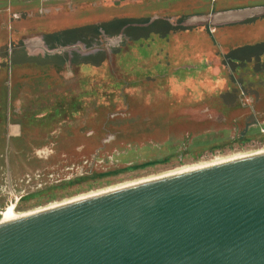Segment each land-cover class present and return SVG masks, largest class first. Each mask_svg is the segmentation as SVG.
<instances>
[{
    "label": "rangeland",
    "instance_id": "374dc122",
    "mask_svg": "<svg viewBox=\"0 0 264 264\" xmlns=\"http://www.w3.org/2000/svg\"><path fill=\"white\" fill-rule=\"evenodd\" d=\"M256 7H264V0H0V33H8L0 48L8 57L0 75V108L6 104L10 124H22L21 139L8 144L13 173L58 165L63 155L72 165L104 146L102 167L96 164L87 183L30 203L38 198L31 197L19 212L264 150V56L226 62L235 50L264 42V13L239 22L213 20ZM120 19L136 25L122 32L119 45L103 37L88 45L82 44L84 36L64 39L73 60L68 79L65 67L56 69V61H43L39 54L30 64L46 63L44 70L38 65L12 70L14 62H26L29 41ZM166 25L176 32L165 35ZM56 106L65 114L51 119ZM1 130L0 155H5L7 126ZM51 144L57 157H36ZM108 173L119 174L97 177Z\"/></svg>",
    "mask_w": 264,
    "mask_h": 264
},
{
    "label": "water",
    "instance_id": "95a60500",
    "mask_svg": "<svg viewBox=\"0 0 264 264\" xmlns=\"http://www.w3.org/2000/svg\"><path fill=\"white\" fill-rule=\"evenodd\" d=\"M0 264H264V155L2 225Z\"/></svg>",
    "mask_w": 264,
    "mask_h": 264
},
{
    "label": "flooded vegetation",
    "instance_id": "af4514ba",
    "mask_svg": "<svg viewBox=\"0 0 264 264\" xmlns=\"http://www.w3.org/2000/svg\"><path fill=\"white\" fill-rule=\"evenodd\" d=\"M117 23H126V25L121 29H116ZM134 25H136V23H134L133 19H120L116 21H111L104 25H99V26H94V27L86 26V27L79 28L76 30H78L79 36L80 35L84 36L82 38L83 39L82 44L84 45H88L86 42H88L89 39H90L89 43H92L94 40L100 37H103L106 40V43L110 45H119L122 42L121 40L122 32L127 31L128 29H131L132 27H134ZM169 27L171 26L169 25ZM72 31H75V30H66V31L61 32L60 34L57 33V34L47 35L42 40L37 39V40L29 41L28 43H25L24 52L26 55V62H24L23 64L20 63L19 60L17 62H14L13 64H11L12 70L14 68V70L19 71L23 67L25 68L30 67V69L33 68L35 63L34 64L32 63V65L30 63L39 54L42 56L40 58L43 61H56L57 65H54L57 67L56 69H62L65 67L64 68L65 71L64 70L63 71L66 74L65 79H68L67 76L69 73L67 69L70 68V65H71L70 63H72L73 60L72 59L70 60L66 54L67 52L70 51L69 49H67L68 48L67 46L71 45V43H65L64 35ZM106 31H108L109 33H107ZM172 32H176V31L173 30L170 33ZM157 33L159 34V32ZM7 34L8 33H5L2 29V32L0 33V41H1L0 48H4L6 44ZM9 34H10V30H9ZM147 34H149V32ZM119 35L120 37L115 38L113 40L108 39V37L112 38V37H116ZM50 39H52L53 42H49L48 40ZM73 44H77V43H73ZM18 50L21 51L22 49H18ZM89 59L91 60L88 61V59H85L86 62L92 63L93 58H89ZM7 61H8L7 56H5L4 54L2 56L0 55V75H2V73L4 72L5 70L4 65L7 64ZM45 64L46 63L42 65L44 66V68H47L48 64L47 65ZM41 66L38 65L40 69H41ZM41 70H44V69H41ZM70 74L72 75V73ZM46 78L47 76L45 75V79ZM82 100L75 99L74 101L81 102ZM5 111H6V104L4 105V110H1L0 108V132H2L1 129L3 128V125L7 126V132H8L6 133L7 135H5V139H4V140H7V147L3 146V150L6 151V154L0 155V161L2 160V164H1L2 167H1V174H0V218L4 219L7 215L13 212L22 213V212H19V210H21L20 207L22 203L31 197L38 196V198L31 200L30 203L35 200H38L39 198L44 196L45 193L46 194L49 193V195L55 196L54 192L56 193L58 190H65L68 188H72L74 186H82L83 184H85L86 178H88L87 176L88 173H90L94 169V167H96V164H99L98 166L102 167L98 159H100L101 155L104 152L103 151L104 146L97 149L95 153L89 159L84 158L78 161V163H73L72 165H70L69 162H67L68 156L63 155L59 163L60 165L53 164L50 166H46L44 168H38L35 170H31L24 174L16 176L13 173L11 166H10V154L13 149H11V147L8 144H9V141L11 140L21 139L22 124L20 123H16L13 125L10 124V116H9L10 114L9 115L6 114ZM15 114L21 115L22 114L21 110L17 108L15 110ZM51 114L52 116H49L51 119H59L54 116L57 114H65L64 108L62 109L61 107L56 106L54 112ZM109 141L110 139L103 140L102 145L107 144ZM242 155H245V154H242ZM36 157L42 160L43 159L50 160L53 157H57L55 145L51 144L50 146H44L40 148L39 150L36 151ZM75 170H76V173H74ZM78 181H83V184L81 185L74 184L76 182L78 183Z\"/></svg>",
    "mask_w": 264,
    "mask_h": 264
},
{
    "label": "bare ground",
    "instance_id": "6f19581e",
    "mask_svg": "<svg viewBox=\"0 0 264 264\" xmlns=\"http://www.w3.org/2000/svg\"><path fill=\"white\" fill-rule=\"evenodd\" d=\"M259 155H264V150L256 151V152L251 153V154L236 155V156L229 157V158H226V159H217V160L213 161L212 163H207V164H203L202 163V164H197V165H194V166H185V167L176 169V170L171 171V172H166V173H163V174H160V175L151 176V177H148V178H144V179L128 182V183H125V184L109 187V188H106V189H102V190H99V191L90 192V193H87V194H84V195L76 196V197L61 201V202L53 203V204H50L48 206H45V207H42V208H38V209L33 210L31 212H22V213L14 212V213H10L9 215H7L4 218V220H0V226L6 225V224H9V223H13V222L18 221V220L25 219L27 217H31V216H35V215H38V214H41V213H45V212H48V211H51V210H54V209H58V208H61V207L72 205V204H75V203H78V202H81V201H85V200L93 199V198H96V197L104 196V195H107V194H110V193L118 192V191L129 189V188H132V187L145 185V184L156 182V181H160V180H163V179L180 176V175H184V174H188V173H192V172H196V171L212 168V167H215V166H219V165H223V164H227V163H230V162L239 161V160H243V159H247V158H251V157H255V156H259Z\"/></svg>",
    "mask_w": 264,
    "mask_h": 264
},
{
    "label": "trees",
    "instance_id": "16d2710c",
    "mask_svg": "<svg viewBox=\"0 0 264 264\" xmlns=\"http://www.w3.org/2000/svg\"><path fill=\"white\" fill-rule=\"evenodd\" d=\"M119 24H120V27L118 29H121V28H123L126 25V23H119ZM166 27H167V31L165 32V35H167L168 33L170 34V32L174 30L171 27H169L168 25H166ZM106 32L109 33L108 31H106ZM78 33H79L78 30L66 33L64 35V38H66L68 36H70V37L76 36V38H78V36H79ZM81 36L82 35H80L79 37H81ZM78 39H80V38H78ZM237 50H239V51L235 50L232 53V55H227V61L226 62L235 63L236 61H245L246 60L245 58H247V57H249V58H252V57L261 58L262 56H264V42L263 43H258V44L253 45V46H247V47H244V48H240V49H237ZM240 56H242V57H240ZM125 170L130 171L131 168H127ZM117 174H119V173H115V174L114 173L113 174L112 173H108V174H104V175H98L97 177L98 178H107V177H111V176H114V175H117ZM86 182H88V181H86ZM74 184H77V185L80 184L81 185V184H83V181H78V183L76 182Z\"/></svg>",
    "mask_w": 264,
    "mask_h": 264
},
{
    "label": "crops",
    "instance_id": "0c3cea01",
    "mask_svg": "<svg viewBox=\"0 0 264 264\" xmlns=\"http://www.w3.org/2000/svg\"><path fill=\"white\" fill-rule=\"evenodd\" d=\"M257 8V7H256ZM223 12H227V11H223ZM218 13V12H217Z\"/></svg>",
    "mask_w": 264,
    "mask_h": 264
},
{
    "label": "built area",
    "instance_id": "2783aa9c",
    "mask_svg": "<svg viewBox=\"0 0 264 264\" xmlns=\"http://www.w3.org/2000/svg\"><path fill=\"white\" fill-rule=\"evenodd\" d=\"M2 214V213H1Z\"/></svg>",
    "mask_w": 264,
    "mask_h": 264
}]
</instances>
